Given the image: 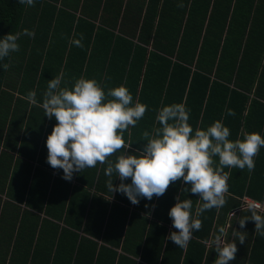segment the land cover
Instances as JSON below:
<instances>
[{
    "label": "trees",
    "instance_id": "obj_1",
    "mask_svg": "<svg viewBox=\"0 0 264 264\" xmlns=\"http://www.w3.org/2000/svg\"><path fill=\"white\" fill-rule=\"evenodd\" d=\"M24 29L34 38L22 35L19 51L0 61V264H214L217 209L200 216L203 226L186 249L168 239L176 231L168 216L175 197L198 203L190 191L181 194L190 185L177 181L134 205L108 191L105 165L63 179L47 163L45 141L56 120L25 97L35 90L42 101L60 73L69 87L81 76L105 90L125 85L133 102L148 106L131 136L124 134L133 154L146 143L142 132L159 126V108L172 103L190 109L194 130L219 119L230 139L241 129L264 136V0H35L34 7L0 0V38ZM80 34L83 47L71 45ZM225 171L223 215L246 208L243 196L264 199V147L251 173ZM230 264H264V237L255 234Z\"/></svg>",
    "mask_w": 264,
    "mask_h": 264
},
{
    "label": "clouds",
    "instance_id": "obj_2",
    "mask_svg": "<svg viewBox=\"0 0 264 264\" xmlns=\"http://www.w3.org/2000/svg\"><path fill=\"white\" fill-rule=\"evenodd\" d=\"M19 3L34 7L35 0H19ZM183 7V4H179ZM34 38L35 32L8 33L0 38V61L11 53L19 51L20 37ZM83 34L72 38L71 45L83 47ZM7 70L9 64L2 65ZM110 79V78H109ZM63 73L48 80L42 101L30 90L25 99L33 106L43 109L49 119L55 118L51 132L46 138L47 163L53 169H62V178L71 181L73 173L105 165L108 177L106 187L112 194L120 192L136 205L140 198L151 200L163 196L177 181L188 187L181 188V194L190 191L199 197L193 199L180 196L170 207L168 216L176 231L169 233L178 248L186 249L194 231L202 228L200 216L212 209H220L226 203L229 192L228 180L231 173L225 169L255 170V158L264 147V136L256 131L241 133L235 140L222 120H215L206 129L195 130L189 123L190 109L184 103L162 105L155 116L156 124L151 132L144 130L141 140L146 141L141 151L129 153L131 141L124 138L148 111V106L139 100L133 102L129 89L121 84L108 87L95 78H77L71 87L64 81ZM226 114L234 116L235 111L227 109ZM115 156V160L112 157ZM120 183L113 184V177ZM130 179V183H125ZM250 215L239 219L240 228L246 222L254 221V232L264 237V206L248 203ZM234 239H226L228 231L221 227L214 237L210 249L217 256L214 264H230L238 251L234 242L245 243L247 232L234 231Z\"/></svg>",
    "mask_w": 264,
    "mask_h": 264
},
{
    "label": "crops",
    "instance_id": "obj_3",
    "mask_svg": "<svg viewBox=\"0 0 264 264\" xmlns=\"http://www.w3.org/2000/svg\"><path fill=\"white\" fill-rule=\"evenodd\" d=\"M246 132L244 129H241L240 130V134L241 133H244ZM239 134V136H240ZM246 197L250 202H257V203H261L262 205H264V199L262 201H256V200H253L251 199L250 197L248 196H243L240 201H242V203L244 202L243 201V198ZM238 199V197H235ZM242 208H238V209H232L230 208L229 210H227L225 212V214L223 215V211H222V208L220 209H217L216 211V217L214 219V222H213V225H212V229H211V232H210V238H214L216 236V234H218V230L219 228L221 227H224L227 229L228 231V236L226 237V239H229V240H233L234 237L232 235V233L234 231H246L247 232V237H246V240H245V243L244 244H241L239 242V240H235L234 242L236 243L237 245V248H238V251H237V255H242L244 254V251H245V248L247 245H250L252 242H253V239L255 237V232H254V229H255V224L253 226L249 227L248 226H245L243 229L240 228V225H239V219L243 218L245 215H243L242 213H240L242 210L246 209H242ZM239 211V215H233V216H230V212L232 211ZM237 213V212H236ZM219 218L222 219V221L220 222L219 221ZM232 222V228L229 230V223ZM251 224L254 223V221L251 220L250 222ZM231 225V224H230ZM210 242H208L207 244H209Z\"/></svg>",
    "mask_w": 264,
    "mask_h": 264
},
{
    "label": "built area",
    "instance_id": "obj_4",
    "mask_svg": "<svg viewBox=\"0 0 264 264\" xmlns=\"http://www.w3.org/2000/svg\"><path fill=\"white\" fill-rule=\"evenodd\" d=\"M243 201H244L245 204L242 207H246V205L248 203H257V202H250L246 197L243 198ZM258 204H261V203H258ZM262 206H264V205H262ZM234 214H235V211L230 212V216H233Z\"/></svg>",
    "mask_w": 264,
    "mask_h": 264
},
{
    "label": "rangeland",
    "instance_id": "obj_5",
    "mask_svg": "<svg viewBox=\"0 0 264 264\" xmlns=\"http://www.w3.org/2000/svg\"><path fill=\"white\" fill-rule=\"evenodd\" d=\"M230 224H231V225H230ZM229 226H230V227H229V230H230V229L232 228V222H231V223H229Z\"/></svg>",
    "mask_w": 264,
    "mask_h": 264
}]
</instances>
